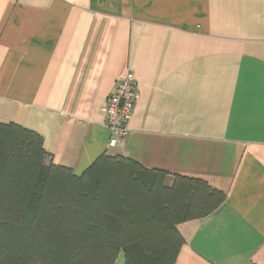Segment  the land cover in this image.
<instances>
[{"label":"crops","instance_id":"crops-1","mask_svg":"<svg viewBox=\"0 0 264 264\" xmlns=\"http://www.w3.org/2000/svg\"><path fill=\"white\" fill-rule=\"evenodd\" d=\"M127 72L138 97L109 146L103 107ZM8 122L75 174L104 153L204 180L225 200L177 224L174 264H264V0H0Z\"/></svg>","mask_w":264,"mask_h":264},{"label":"trees","instance_id":"trees-1","mask_svg":"<svg viewBox=\"0 0 264 264\" xmlns=\"http://www.w3.org/2000/svg\"><path fill=\"white\" fill-rule=\"evenodd\" d=\"M49 156L37 132L0 123V264H114L120 252L124 264H174L177 224L225 200L202 179L122 155L80 174Z\"/></svg>","mask_w":264,"mask_h":264},{"label":"built area","instance_id":"built-area-1","mask_svg":"<svg viewBox=\"0 0 264 264\" xmlns=\"http://www.w3.org/2000/svg\"><path fill=\"white\" fill-rule=\"evenodd\" d=\"M138 97L134 75L127 72L117 80L103 107L109 131V146L118 145L127 135V121Z\"/></svg>","mask_w":264,"mask_h":264},{"label":"rangeland","instance_id":"rangeland-1","mask_svg":"<svg viewBox=\"0 0 264 264\" xmlns=\"http://www.w3.org/2000/svg\"><path fill=\"white\" fill-rule=\"evenodd\" d=\"M118 263V262H117Z\"/></svg>","mask_w":264,"mask_h":264}]
</instances>
